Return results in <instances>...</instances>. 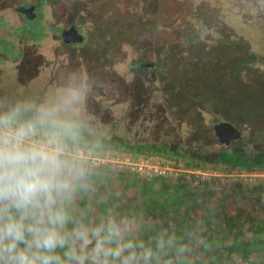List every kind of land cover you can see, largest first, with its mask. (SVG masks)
I'll return each instance as SVG.
<instances>
[{
    "label": "rangeland",
    "instance_id": "374dc122",
    "mask_svg": "<svg viewBox=\"0 0 264 264\" xmlns=\"http://www.w3.org/2000/svg\"><path fill=\"white\" fill-rule=\"evenodd\" d=\"M22 3H39L45 35L19 37L16 58L2 54L0 97L43 103L77 94L75 118L87 129L80 149L92 168L80 207L136 220L137 238L153 247L171 237L168 261L264 264V168L220 161L210 131L229 120L243 138L227 151L264 156V54H252L247 40L260 10L249 0H0L5 31L23 24ZM225 17L240 22L221 24ZM73 23L85 40L61 48ZM154 48L163 50L159 66L137 78L133 63L156 60ZM253 245L262 249L239 254Z\"/></svg>",
    "mask_w": 264,
    "mask_h": 264
},
{
    "label": "clouds",
    "instance_id": "9594fccd",
    "mask_svg": "<svg viewBox=\"0 0 264 264\" xmlns=\"http://www.w3.org/2000/svg\"><path fill=\"white\" fill-rule=\"evenodd\" d=\"M77 104L0 97V264H157L171 237L153 247L136 220L80 207L92 168Z\"/></svg>",
    "mask_w": 264,
    "mask_h": 264
},
{
    "label": "trees",
    "instance_id": "16d2710c",
    "mask_svg": "<svg viewBox=\"0 0 264 264\" xmlns=\"http://www.w3.org/2000/svg\"><path fill=\"white\" fill-rule=\"evenodd\" d=\"M8 23L5 20L4 15H0V60L2 54L10 55L12 58H16L19 55V48L17 44V39L21 36L27 35L30 40H39L45 33L42 31L41 24L36 19L30 20L27 19L22 25L17 27H12L11 32L5 31ZM13 36V37H11ZM136 73V77L140 79L144 78L142 72L136 71V68L133 70ZM220 161L227 163L231 166H238L245 169H254V168H264V156L257 157H247L240 154L232 153L229 151H222L218 154ZM183 188V187H182ZM256 240V239H254ZM253 240V241H254ZM252 249H262L260 245L248 246L247 248H241L239 254L241 256L248 258L247 256L252 253ZM246 251L247 253H244ZM247 254V255H245ZM157 264H185L177 263L175 261H168V258L160 254ZM193 264H199L193 262Z\"/></svg>",
    "mask_w": 264,
    "mask_h": 264
},
{
    "label": "flooded vegetation",
    "instance_id": "af4514ba",
    "mask_svg": "<svg viewBox=\"0 0 264 264\" xmlns=\"http://www.w3.org/2000/svg\"><path fill=\"white\" fill-rule=\"evenodd\" d=\"M245 1V0H244ZM32 4H35L36 5V8H35V12L37 13V9H38V7H39V3L37 4V3H30V4H28V3H22V4H20V5H17V6H15V9H16V11H18L17 10V8L19 7V6H22V5H24V6H30V5H32ZM249 4H250V6H251V8L252 9H254V10H257V9H259L260 10V15L258 16H254L253 18H251L250 17V19H249V26H250V29H251V32H250V35L247 37V40H248V44H249V46H250V51L252 52V54H259V53H263L264 54V28H263V30H260V32H256V29L258 28V26H257V24L259 23V21L258 20H260V21H262L263 23H264V0H249ZM254 10H252L251 11V13L252 14H255L254 13ZM19 12V11H18ZM23 17H24V22L27 20V18H26V16H25V14H23V13H21V12H19ZM1 15V14H0ZM3 15V14H2ZM37 16H38V13H37ZM37 16L34 18V19H36L37 20ZM4 17H5V20H6V22L9 24V21H8V19L6 18V16L4 15ZM23 22V23H24ZM221 24H224L225 23V25H228L230 22H233V24H237V23H239L240 22V20H237V19H234V21H230V19L229 18H227V17H225V18H220V21H219ZM244 22V21H243ZM72 25H75L77 28H78V30H79V27L75 24V23H73V24H71L70 26H72ZM70 26H68V27H66V28H69ZM235 27V26H234ZM237 27V26H236ZM235 27V28H236ZM66 28H64L63 29V31L66 29ZM228 28L227 27H225V29L224 30H227ZM62 31V32H63ZM62 32H61V48L62 47H75L76 45H79V44H81V43H83L84 42V40H85V37H84V40L82 41V42H79V43H73V42H70V43H67V42H65L64 41V38H63V35H62ZM79 32H80V30H79ZM45 33V32H44ZM81 33V32H80ZM220 33V32H219ZM232 33H234V32H232ZM237 34H239V31L238 32H236ZM235 33V35L239 38V37H243V36H239V35H237ZM259 33H261V34H259ZM83 34V33H82ZM256 34H258V35H256ZM84 35V34H83ZM43 38V37H42ZM244 39H246L245 37H243ZM104 39V38H103ZM259 39V40H258ZM262 40V41H261ZM260 41H261V45H260ZM256 42V43H255ZM258 43V46H256V44ZM109 44H107V42H105V44L104 45H98L95 49L98 51V52H100V50H101V48H103L105 51L107 50V48L109 47L108 46ZM260 46V47H259ZM259 47V48H258ZM141 50H142V48H140ZM155 50H156V52L157 53H155V55H157V59L155 60H146V59H140V60H136L134 63H133V68H136V71H139V72H142V71H144L145 69H150V68H153V69H156L158 66H159V62H160V58H158L159 56H163L164 54L162 53L163 52V50H161V51H159V49L158 48H154ZM153 49V50H154ZM161 54V55H160ZM159 60V61H158ZM86 83H88V82H86ZM59 92V94L61 93V92H63L62 90H58ZM149 99V98H148ZM152 99V96L150 97V100ZM151 102H149V104H150ZM160 105H161V110H167L169 113L170 112H172L173 111V107L171 106V102H170V100H166V99H162L160 102ZM172 121H174V123H175V119L174 120H172ZM219 121H222V120H219ZM218 121V122H219ZM217 122H215V123H212L211 124V132H212V134L214 135V137L216 138V141H217V143L221 146V149H220V151H219V153L220 152H222V151H227V149H228V147H230L231 146V144H232V142L229 144V145H224V144H221V143H219V140H218V137L216 136V134H215V131H214V125L216 124ZM243 138V137H242ZM202 144H204L205 145V142L204 143H202ZM193 144H190L189 146H192ZM201 146V145H200ZM158 147V146H157ZM197 149H199V148H197ZM218 153V154H219Z\"/></svg>",
    "mask_w": 264,
    "mask_h": 264
},
{
    "label": "water",
    "instance_id": "95a60500",
    "mask_svg": "<svg viewBox=\"0 0 264 264\" xmlns=\"http://www.w3.org/2000/svg\"><path fill=\"white\" fill-rule=\"evenodd\" d=\"M36 5L32 4L30 6H19L17 10L25 14L27 19L33 20L37 13L35 12ZM64 41L67 43H79L84 40V35L79 32L75 25L66 28L62 32ZM214 131L218 137L219 143L224 145H229L232 141L241 140L243 137L242 130L229 120H222L214 125Z\"/></svg>",
    "mask_w": 264,
    "mask_h": 264
},
{
    "label": "built area",
    "instance_id": "2783aa9c",
    "mask_svg": "<svg viewBox=\"0 0 264 264\" xmlns=\"http://www.w3.org/2000/svg\"><path fill=\"white\" fill-rule=\"evenodd\" d=\"M135 165L138 166L140 169L144 167V164H141V163H135Z\"/></svg>",
    "mask_w": 264,
    "mask_h": 264
}]
</instances>
